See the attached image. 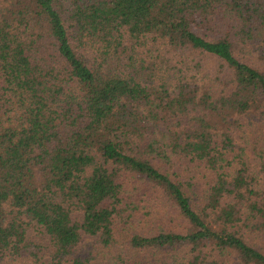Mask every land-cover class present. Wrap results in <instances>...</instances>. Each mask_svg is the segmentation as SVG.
<instances>
[{
	"label": "trees",
	"instance_id": "trees-1",
	"mask_svg": "<svg viewBox=\"0 0 264 264\" xmlns=\"http://www.w3.org/2000/svg\"><path fill=\"white\" fill-rule=\"evenodd\" d=\"M0 264H264V0H0Z\"/></svg>",
	"mask_w": 264,
	"mask_h": 264
},
{
	"label": "rangeland",
	"instance_id": "rangeland-1",
	"mask_svg": "<svg viewBox=\"0 0 264 264\" xmlns=\"http://www.w3.org/2000/svg\"><path fill=\"white\" fill-rule=\"evenodd\" d=\"M250 242H251V243H255V242H257V241L251 239ZM260 244H261V243L257 242L256 246H258V245H260ZM229 261L231 262V259H230Z\"/></svg>",
	"mask_w": 264,
	"mask_h": 264
}]
</instances>
